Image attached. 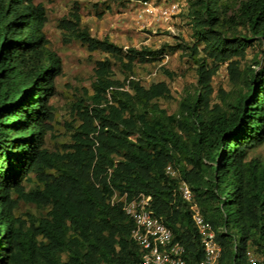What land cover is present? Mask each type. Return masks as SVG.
Segmentation results:
<instances>
[{"label":"trees","instance_id":"16d2710c","mask_svg":"<svg viewBox=\"0 0 264 264\" xmlns=\"http://www.w3.org/2000/svg\"><path fill=\"white\" fill-rule=\"evenodd\" d=\"M186 9L192 43L166 45L188 54L196 84L174 113L159 104L171 96L165 81L145 85L133 74L167 49L97 38L78 6L61 19L65 41L109 57L95 62L91 93L73 102L69 140L51 148L62 62L49 47L45 7L0 0V264H141L123 210L140 194L183 244L186 264H199L201 235L168 164L213 226L218 264H246L248 251L264 263V156L249 153L264 143V0H187ZM115 63L127 70L121 80ZM222 64L232 87L212 102ZM21 202L38 213L17 214Z\"/></svg>","mask_w":264,"mask_h":264},{"label":"rangeland","instance_id":"374dc122","mask_svg":"<svg viewBox=\"0 0 264 264\" xmlns=\"http://www.w3.org/2000/svg\"><path fill=\"white\" fill-rule=\"evenodd\" d=\"M38 1L44 5L48 18L45 32L49 47L59 55L62 62V72L55 82V94L50 99L54 108V119L53 131L45 138L47 146L53 148L69 140L70 124H78V121H74L73 102L77 97L84 96V90L91 93L95 62L109 57L102 51H89L79 40H64L60 21L75 10L76 6L81 14L82 25L97 38L107 37L123 48L147 46L167 49L161 60L140 62L133 68L134 77L142 84L149 85L158 81L167 83L171 96L159 99V104L167 112H176L185 93L194 90L196 74L192 60L182 48H169L184 42L192 43V29L187 19V0H176L183 4V10L167 21L155 20L142 13L136 0H36ZM170 1L172 0H151L153 4L161 6ZM247 51L248 58H251L256 53V47H249ZM111 60L113 61L112 58ZM113 68L116 77L123 79L127 70L117 63ZM212 86V102L219 100L217 94L220 88L225 91L231 89L226 64L218 69L212 79ZM249 153L251 156L263 157L264 143L255 146ZM29 210L34 214L38 213L34 206L21 202L17 214H25Z\"/></svg>","mask_w":264,"mask_h":264},{"label":"built area","instance_id":"2783aa9c","mask_svg":"<svg viewBox=\"0 0 264 264\" xmlns=\"http://www.w3.org/2000/svg\"><path fill=\"white\" fill-rule=\"evenodd\" d=\"M142 13L155 20L167 21L183 10V4L172 0L165 5H155L151 0H136ZM141 17V14L139 15ZM165 172L175 177L176 170L168 165ZM182 197L190 204L192 219L201 235L204 256L199 264H218L222 246L216 239L213 226L204 218L189 185L180 184ZM151 196L140 194L123 204L124 212L133 219V239L141 246L142 264H186L184 246L174 239L172 230L151 209ZM246 264H264L252 251L247 252Z\"/></svg>","mask_w":264,"mask_h":264},{"label":"clouds","instance_id":"9594fccd","mask_svg":"<svg viewBox=\"0 0 264 264\" xmlns=\"http://www.w3.org/2000/svg\"><path fill=\"white\" fill-rule=\"evenodd\" d=\"M168 165H171V164H168ZM167 165V166H168ZM166 166V167H167ZM172 167H173V165H171ZM175 170H176V173H177V175L175 176V177H172V176H170V175H168L166 172H165V174H167L168 176H170L171 178H174V179H176V180H178V186L180 187V184L182 183V182H185V183H187L188 184V182L187 181H185V180H183L181 177H180V175H179V172H178V170H177V168H175V167H173ZM165 170H166V168H165ZM189 185V184H188ZM178 187V189H179V193H180V195H181V192H180V188ZM189 187H190V185H189ZM190 189H191V187H190ZM192 191V190H191ZM192 193H193V191H192ZM146 195V194H145ZM182 196V195H181ZM193 197H194V200H195V196H194V193H193ZM183 198V197H182ZM184 199V198H183ZM131 200V199H130ZM185 200V199H184ZM186 202H188L187 200H185ZM196 201V200H195ZM189 203V202H188ZM196 203H197V201H196ZM197 205H198V203H197ZM151 206V205H150ZM189 206H190V204H189ZM198 207H199V205H198ZM200 208V207H199ZM200 211H201V209H200ZM202 213V212H201ZM131 218V217H130ZM133 220V219H132ZM133 229V228H132ZM132 231V230H131ZM131 237H132V235H131ZM133 238V237H132ZM175 239V238H174ZM134 240V239H133ZM135 241V240H134ZM136 242V241H135ZM137 243V242H136ZM138 244V243H137ZM139 245V244H138ZM140 246V245H139ZM140 249H141V246H140ZM143 253V251H142V249H141V254ZM141 264H142V255H141Z\"/></svg>","mask_w":264,"mask_h":264}]
</instances>
